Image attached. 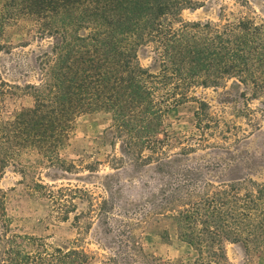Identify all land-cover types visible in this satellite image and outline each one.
I'll use <instances>...</instances> for the list:
<instances>
[{
	"label": "trees",
	"instance_id": "16d2710c",
	"mask_svg": "<svg viewBox=\"0 0 264 264\" xmlns=\"http://www.w3.org/2000/svg\"><path fill=\"white\" fill-rule=\"evenodd\" d=\"M0 6V21L28 18L39 38L51 39L37 57L38 82L23 89L31 106L0 119V173L11 165L25 179L39 164L68 172L59 152L76 118L93 113L109 115L120 143L122 158L111 162L127 159L136 169L154 164L165 173L175 155L219 149L239 139L240 127L212 113L195 97L196 89L234 81L247 91L242 98H264V18L183 21L181 13L199 8L201 0H0ZM141 48L150 50L147 67L138 60ZM187 102L197 104V136L171 137L166 113ZM237 112L249 118L252 110L245 106ZM26 155L37 160L26 165ZM214 169L183 168L138 213H113L109 193L95 198L77 187L40 180H31L30 188L61 221L76 211V200L86 204L77 226L90 229L96 217L110 229L112 219L127 264L145 260L136 232L151 217L169 221L177 238L195 251L187 264H230L227 243L264 248V182L249 176L224 180L212 175ZM4 199L0 190V264H89L81 249L12 232Z\"/></svg>",
	"mask_w": 264,
	"mask_h": 264
},
{
	"label": "rangeland",
	"instance_id": "374dc122",
	"mask_svg": "<svg viewBox=\"0 0 264 264\" xmlns=\"http://www.w3.org/2000/svg\"><path fill=\"white\" fill-rule=\"evenodd\" d=\"M244 16L264 18V0H201L199 8L184 10L180 15L183 21L213 23ZM2 18L0 119L4 120L15 111L31 106V98L23 89L27 84L38 82L37 57L48 48L51 39L39 38L28 18L17 21L8 16ZM150 55L148 48L138 50V60L143 67L149 65ZM242 93L247 91L234 81L219 88L195 90V97L206 102L212 113L240 127L239 139L219 149L197 150L188 156L175 155L164 167L165 173L158 172L154 164L136 169L127 159L115 165L111 162L112 157L121 159L122 155L120 143L113 137L109 115H80L75 120L68 144L59 152L68 172L39 164L36 172L25 179L11 165L0 173V190L5 196L11 231L42 238L52 246L81 249L90 257L89 264H127V259L118 250V233L112 219L108 221L110 229L96 217L90 229L77 226V221H82L80 212L86 210V204L76 200V211L68 215L67 221H61L48 201L31 190V180H40L53 187H77L95 198L106 197L109 193L115 214L138 213L154 200L173 174L187 167L211 165L216 168L212 175L224 180L249 176L264 182V98L251 100L246 95L244 99ZM245 106L252 110L249 118L237 112ZM196 108L194 102L171 107L164 120L167 134L177 139L197 136L194 127ZM172 152L178 154L176 149ZM36 160V156L26 155L22 163L33 164ZM136 233L145 260L139 258L134 264H187L196 256L189 245L177 238L174 227L167 220L151 217ZM162 236L168 237L167 240ZM225 251L230 264H264V248L227 243Z\"/></svg>",
	"mask_w": 264,
	"mask_h": 264
}]
</instances>
